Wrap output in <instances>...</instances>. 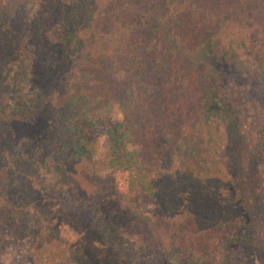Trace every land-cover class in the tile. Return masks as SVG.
Here are the masks:
<instances>
[{"label": "trees", "instance_id": "obj_1", "mask_svg": "<svg viewBox=\"0 0 264 264\" xmlns=\"http://www.w3.org/2000/svg\"><path fill=\"white\" fill-rule=\"evenodd\" d=\"M25 4L14 19L0 0V68L9 58L21 82L13 93L25 105L43 88L39 73L56 75L39 97L46 127L27 140V159L37 150L89 175L111 170L114 201L103 208L137 253L164 264H237L230 255L245 252L246 225L229 174L226 85L239 89L247 77L264 97V0ZM258 110L260 139L250 149L264 155V104ZM99 136L104 158L96 156ZM137 193L149 198L151 214L138 210ZM35 231L49 236L36 213L0 196V264ZM44 247L34 245L40 264Z\"/></svg>", "mask_w": 264, "mask_h": 264}, {"label": "rangeland", "instance_id": "obj_2", "mask_svg": "<svg viewBox=\"0 0 264 264\" xmlns=\"http://www.w3.org/2000/svg\"><path fill=\"white\" fill-rule=\"evenodd\" d=\"M4 8L14 19L21 17L25 0H5ZM9 42L12 53L14 42ZM6 59L5 67L0 68V196L12 207L36 213L49 233L43 236L41 231H35L38 237L34 241L33 236L19 239L6 264H40L35 244L40 248L45 244L46 255L41 256L45 264L53 256L62 259L61 264L65 260L64 264H164L156 255L137 253L117 236L113 218L103 208L105 202L114 201L111 170L89 175L78 165L53 164L44 151L37 150L35 160L27 159L28 152L24 150L33 147L32 137L46 127L39 97H46L53 89L56 75L51 69L39 73L37 78L43 88L25 105L22 92L13 93L21 82L11 72L10 59ZM238 82L239 89L231 83L226 85L230 104L226 149L232 185L243 203L246 237H242L245 252L237 249L230 259L249 264L251 258L252 264H264V168L259 169L264 165V155L252 154L250 149L251 143L260 139L258 119L263 112L258 106L264 104V97L258 96L256 86L247 77ZM27 140H31L30 144ZM107 154V140L99 136L96 156L104 158ZM136 200L142 214H151L153 204L146 195L137 193Z\"/></svg>", "mask_w": 264, "mask_h": 264}]
</instances>
